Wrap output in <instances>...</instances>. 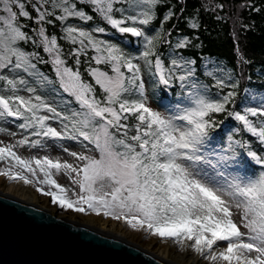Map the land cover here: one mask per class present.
<instances>
[{
    "label": "snow or ice",
    "instance_id": "obj_1",
    "mask_svg": "<svg viewBox=\"0 0 264 264\" xmlns=\"http://www.w3.org/2000/svg\"><path fill=\"white\" fill-rule=\"evenodd\" d=\"M163 2L0 0V121H19L27 133L15 144L0 142V177L34 187L62 210L171 240L208 264H264V152L241 135L264 148V90H241L242 72L185 56L192 38L173 44L163 31L172 8L152 29ZM96 20L136 38L126 43L137 49L100 38L107 28ZM57 24L60 35L50 34ZM189 26L200 27L196 19ZM237 59L249 63L239 50ZM145 73L168 94L159 108L151 106ZM219 115L237 122L224 138L214 135L224 123ZM48 141L61 142L75 163L15 150L45 149ZM60 173L72 189L57 182Z\"/></svg>",
    "mask_w": 264,
    "mask_h": 264
},
{
    "label": "trees",
    "instance_id": "obj_2",
    "mask_svg": "<svg viewBox=\"0 0 264 264\" xmlns=\"http://www.w3.org/2000/svg\"><path fill=\"white\" fill-rule=\"evenodd\" d=\"M219 4L223 5L222 9L215 7ZM169 8H172L176 15L163 24V31H171L173 44L177 39L187 36L192 38L193 44L196 45L184 50L185 56L196 59L198 65L202 61L212 58L214 61L221 62L228 69H235L237 73L242 72L243 76L237 77L240 79L241 90L245 88L264 90V0H164L157 9V19L150 25L152 29L161 27L163 16ZM192 19H196L199 23L198 29L190 28L189 22ZM25 23L29 27H35L31 21H25ZM95 23L107 28V33L101 35L107 40L120 43L121 47H125L127 51L137 49L138 46L135 43H126L127 40L135 41L136 38L130 37L129 34L122 36L102 21L96 20ZM88 26H92L91 23ZM48 31L50 34L55 32L59 36V24L55 27L48 26ZM61 43L64 42L61 41ZM64 47L67 49L70 46L64 44ZM169 50L168 45H163L160 49L165 55ZM238 50L249 63L242 66L239 64ZM42 68L51 73L50 66L43 65ZM145 76L148 78L149 99L159 108L158 101L162 98L167 99L168 94L155 85L147 73ZM249 76L251 80L248 79ZM201 79L204 78L201 77ZM204 82L209 83L207 80ZM212 91L215 93L216 90L213 89ZM179 92L180 88L177 86L171 90V95L175 97ZM239 99L240 97H237V101ZM236 107L239 110V102H237ZM216 119L224 121L214 133L218 138H224L229 129L237 126V122L231 118H226L224 115H219ZM8 121L12 122L22 135H27L26 132L18 128L19 121L12 119ZM241 135L245 140L251 141L253 150L258 153L264 152V148L250 134L241 133Z\"/></svg>",
    "mask_w": 264,
    "mask_h": 264
},
{
    "label": "water",
    "instance_id": "obj_3",
    "mask_svg": "<svg viewBox=\"0 0 264 264\" xmlns=\"http://www.w3.org/2000/svg\"><path fill=\"white\" fill-rule=\"evenodd\" d=\"M0 264H170L115 235L0 193Z\"/></svg>",
    "mask_w": 264,
    "mask_h": 264
},
{
    "label": "rangeland",
    "instance_id": "obj_4",
    "mask_svg": "<svg viewBox=\"0 0 264 264\" xmlns=\"http://www.w3.org/2000/svg\"><path fill=\"white\" fill-rule=\"evenodd\" d=\"M102 39H106V37L101 36ZM146 84H148V78L145 76ZM151 106L153 108H157L155 104L151 101ZM53 126H56L53 124ZM12 133H15V135H12ZM24 135L17 129V127L9 121H3L0 122V142L4 144H15L17 140L21 139ZM58 143L61 142H53L48 141L49 147H46L45 149L40 148H29L27 146L23 147H17L15 150L17 153L23 157H43L45 155L51 157V158H61L62 160H67L70 163H75L72 157L67 155L62 151V149L58 146H56ZM66 146L70 147V150L72 151H83L80 147H78L73 142H66ZM0 190L2 192H5L9 189V186L12 184V182L7 181L4 177H0ZM54 178L57 180V182L67 188L72 189L74 186L72 185L69 178L64 174H54ZM31 189L36 191L34 187L31 186ZM47 191V188L45 189ZM76 191H78V188H76ZM39 199H38V205L42 206L48 210H50L53 214H56L59 217H79L80 215L87 216L81 213H77L72 210H62L58 206L53 205L51 202V197L47 195H41L39 192ZM68 195L71 196V191L68 192ZM115 221V220H114ZM119 223V221H116ZM125 234H127V237L130 241H132L135 244H138L139 246L150 249L151 251H155L156 253H159L158 251L161 250V240L158 237H145V234L143 231H134L127 225L124 226ZM171 241V240H169ZM172 243V241H171ZM187 252L181 251L179 247L172 243V247L169 252V258L172 259L175 262H181L186 257ZM193 258H198L202 264H208L207 261H204L199 255L193 252L192 254Z\"/></svg>",
    "mask_w": 264,
    "mask_h": 264
},
{
    "label": "bare ground",
    "instance_id": "obj_5",
    "mask_svg": "<svg viewBox=\"0 0 264 264\" xmlns=\"http://www.w3.org/2000/svg\"><path fill=\"white\" fill-rule=\"evenodd\" d=\"M0 193L15 197L26 203L39 206L38 205L39 194L37 193V191L32 190L31 186H26L22 182L12 183L7 191L2 192L0 190ZM39 207L44 208L42 206ZM64 218L73 221L75 223L99 230L105 234H109V235L113 234L120 239H124L125 241L128 242H132L127 237V234H125V231L123 230L125 224L122 222L117 223L116 221L110 218H105L102 215L96 216L94 214L87 216L80 215L79 217L76 218L75 217H64ZM171 247H172L171 241H167L166 243L163 242L161 244L160 247L161 250L158 251L159 253H156L155 251H151L150 249H146V250L152 253L153 255H155L156 257L160 258L161 260H164L165 262H168L170 264H202L197 257L192 259L191 256L193 252L190 250L186 251L187 255L183 261L181 262L173 261L172 259L169 258V252Z\"/></svg>",
    "mask_w": 264,
    "mask_h": 264
}]
</instances>
